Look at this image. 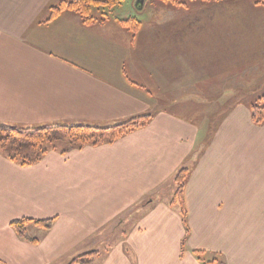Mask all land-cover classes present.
Segmentation results:
<instances>
[{
    "label": "crops",
    "instance_id": "0c3cea01",
    "mask_svg": "<svg viewBox=\"0 0 264 264\" xmlns=\"http://www.w3.org/2000/svg\"><path fill=\"white\" fill-rule=\"evenodd\" d=\"M131 1L136 13L99 11L85 23L69 9L51 15L61 0H0L1 121L153 116L113 144L50 151L31 166L0 153V264H70L93 251L78 264H204L195 250L209 264H264V124L245 103L215 122L203 114L213 98L196 92L195 111L186 102L193 89L221 88L224 69L207 63L223 62L225 51L264 57V6L215 1V15L186 18ZM184 167L192 173L183 250L185 226L171 202ZM20 218L55 220L48 230L28 223L29 234L40 227L32 244L11 226Z\"/></svg>",
    "mask_w": 264,
    "mask_h": 264
},
{
    "label": "trees",
    "instance_id": "16d2710c",
    "mask_svg": "<svg viewBox=\"0 0 264 264\" xmlns=\"http://www.w3.org/2000/svg\"><path fill=\"white\" fill-rule=\"evenodd\" d=\"M124 1L125 0H61L58 5L53 7L51 15H57L62 10L69 9L77 13L83 19V22L89 23L95 13L99 11L109 13L115 7L119 5L122 6ZM175 1H179V4L185 7L184 4H188L194 0ZM252 1L255 5L264 6V0ZM132 20H134L133 17H130L125 22L129 25L130 29H137L139 25L131 22ZM250 110L253 122L256 125L264 124V98L259 103L250 105ZM152 117V114H140L109 124H98L89 121H58L37 125H21L0 120V153L21 166H31L40 162L50 151H57L65 155L70 151L81 150L87 146L113 144L122 137L146 127L150 123ZM215 127L216 126H214L213 129ZM213 129L209 132V140L213 135ZM191 173L192 168L190 167L181 168L177 172L175 176L177 188L171 202V205L179 206L185 226L186 234L182 240L183 250L187 236L190 233L187 209L184 202V189ZM54 220V218L42 220L20 218L13 220L11 226L15 229L20 238L32 244H38L39 238L32 237L28 232V223L33 222L48 230L51 229ZM194 253L204 264H209V261L205 258V251L195 250ZM97 255V251L85 253L74 258L70 264L85 263L94 259Z\"/></svg>",
    "mask_w": 264,
    "mask_h": 264
},
{
    "label": "rangeland",
    "instance_id": "374dc122",
    "mask_svg": "<svg viewBox=\"0 0 264 264\" xmlns=\"http://www.w3.org/2000/svg\"><path fill=\"white\" fill-rule=\"evenodd\" d=\"M220 2H232V1H220ZM178 3V4H177ZM215 1H205V0H194L188 4H179V1L170 0H150L149 7H155L157 9V15L164 16H185L186 18H192L193 16H202L203 18L207 16L215 15L216 9L214 6ZM133 2L131 0H126L123 5H119L111 10L110 14H124L125 11L131 10L136 13V9L133 7ZM147 6V7H148ZM172 7V9L168 8ZM224 6L223 14L224 16H230L231 8ZM132 7V8H131ZM152 9V8H151ZM221 11V10H220ZM169 12V13H168ZM222 12V11H221ZM136 15H128L127 18L134 17ZM208 28L210 26H207ZM226 44V43H225ZM230 57L225 55L224 61L219 63L208 62L207 69L218 68L224 69V74L222 80H220L221 88H205V89H193L191 94L187 98L186 102L192 103L191 108L193 111L199 109L198 103L199 96L197 93H202L204 97L213 98L214 100L211 104L207 105V112L205 114L207 119L213 118L214 121L220 120V112L225 113L228 109L232 108L237 103H245L247 105H252L259 103L264 98V57H254L249 55L237 54L225 51ZM222 67V68H221ZM210 83H208L209 85ZM220 84V83H219ZM172 108V106H170ZM180 108V107H176ZM175 184L171 189V194L174 193ZM170 194V195H171ZM119 220L112 223L115 228V232L120 233ZM130 220V219H129ZM133 220V219H131ZM189 223V218H188ZM40 227L32 225L29 226L30 234L33 237H40ZM78 257V256H77ZM207 261L209 257H205ZM210 262V261H209ZM78 264V263H77Z\"/></svg>",
    "mask_w": 264,
    "mask_h": 264
},
{
    "label": "water",
    "instance_id": "95a60500",
    "mask_svg": "<svg viewBox=\"0 0 264 264\" xmlns=\"http://www.w3.org/2000/svg\"><path fill=\"white\" fill-rule=\"evenodd\" d=\"M143 4H144V0H136V2H135V7H136L138 10H142V9H143Z\"/></svg>",
    "mask_w": 264,
    "mask_h": 264
}]
</instances>
